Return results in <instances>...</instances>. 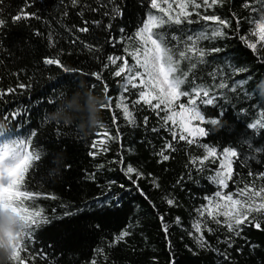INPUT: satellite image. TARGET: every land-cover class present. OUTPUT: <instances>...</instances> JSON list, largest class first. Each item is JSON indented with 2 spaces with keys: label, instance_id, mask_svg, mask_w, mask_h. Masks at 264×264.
Masks as SVG:
<instances>
[{
  "label": "trees",
  "instance_id": "trees-1",
  "mask_svg": "<svg viewBox=\"0 0 264 264\" xmlns=\"http://www.w3.org/2000/svg\"><path fill=\"white\" fill-rule=\"evenodd\" d=\"M262 25L264 0H0V264H264Z\"/></svg>",
  "mask_w": 264,
  "mask_h": 264
},
{
  "label": "rangeland",
  "instance_id": "rangeland-1",
  "mask_svg": "<svg viewBox=\"0 0 264 264\" xmlns=\"http://www.w3.org/2000/svg\"><path fill=\"white\" fill-rule=\"evenodd\" d=\"M261 30H262V34L264 36V25L261 26ZM160 52L159 50H156L153 52L152 54V60H150L151 66H153L154 71H150L147 70V73L149 74V86H152L153 88H155L156 91L160 90L161 88H164V93L163 95L169 96L168 90L166 88V84L164 82V80L162 79L161 76V72H160ZM166 99V98H165ZM165 99H164V103H165ZM185 113H181V124L183 125V127L187 128V132L189 133L190 137H198L200 135L203 134V130L201 128H198L196 126H194L191 121H190V117L188 115H186V118L184 120L183 115ZM3 193L2 187L0 185V195ZM0 242L7 248H9V245L5 239L2 227L0 226Z\"/></svg>",
  "mask_w": 264,
  "mask_h": 264
},
{
  "label": "water",
  "instance_id": "water-1",
  "mask_svg": "<svg viewBox=\"0 0 264 264\" xmlns=\"http://www.w3.org/2000/svg\"><path fill=\"white\" fill-rule=\"evenodd\" d=\"M183 118H184V120H185V118H186V114L183 115Z\"/></svg>",
  "mask_w": 264,
  "mask_h": 264
}]
</instances>
